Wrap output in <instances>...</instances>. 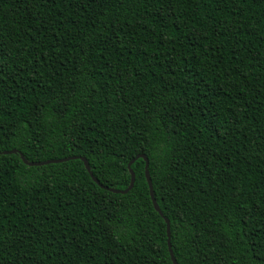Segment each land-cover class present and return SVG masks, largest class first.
Returning <instances> with one entry per match:
<instances>
[{"label":"trees","instance_id":"16d2710c","mask_svg":"<svg viewBox=\"0 0 264 264\" xmlns=\"http://www.w3.org/2000/svg\"><path fill=\"white\" fill-rule=\"evenodd\" d=\"M0 152V264H264V0H0Z\"/></svg>","mask_w":264,"mask_h":264},{"label":"water","instance_id":"95a60500","mask_svg":"<svg viewBox=\"0 0 264 264\" xmlns=\"http://www.w3.org/2000/svg\"><path fill=\"white\" fill-rule=\"evenodd\" d=\"M17 150H12V151H4L3 153L4 154H8V153H16ZM1 154V152H0ZM23 160L25 163H27L28 165H31V166H38V165H45V164H50V163H59V162H63V161H67L69 160L70 158H66V159H59V160H49V161H44V162H28L23 156H22ZM137 158H143L145 161H146V177H147V180H148V183H149V189H150V194H151V197H152V201L154 203V207L155 209L160 213L161 216L165 217L163 212L161 211L156 199H155V195H154V189H153V184H152V180H151V177H150V173H149V170H148V166H149V160L148 158L143 155V154H139L137 156ZM80 159L84 162L87 170L90 172V174L92 175L93 179L98 182L97 178H95L93 176V173L91 172V168H90V165H89V162L87 161V159L85 157H80ZM135 162V159L132 160L130 163H129V170H130V173H131V176H132V181H131V184L130 186L125 189V190H117V189H110L112 192H115V193H127L128 191H130L133 187H134V184H135V180H136V175H135V172L133 171V169L131 168L132 164ZM166 222H167V226H168V242H169V249H170V252H171V256H172V260L174 262V264H177V261H176V258L173 254V250H172V246H171V231H170V222L167 218H165Z\"/></svg>","mask_w":264,"mask_h":264}]
</instances>
